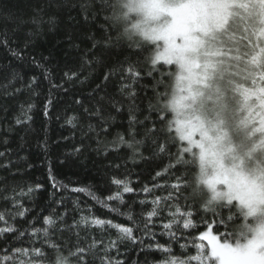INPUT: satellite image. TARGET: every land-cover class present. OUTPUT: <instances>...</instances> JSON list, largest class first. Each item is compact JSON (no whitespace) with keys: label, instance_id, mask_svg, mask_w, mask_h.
Returning <instances> with one entry per match:
<instances>
[{"label":"trees","instance_id":"trees-1","mask_svg":"<svg viewBox=\"0 0 264 264\" xmlns=\"http://www.w3.org/2000/svg\"><path fill=\"white\" fill-rule=\"evenodd\" d=\"M84 4L89 5L87 12L82 8ZM96 13H99L98 17ZM106 14L101 11L99 0H0V40L6 36L10 48L20 53L18 58L11 54L9 47L0 45V152L5 153L0 157V212L12 213L6 217L7 223L0 222V228L12 226L19 230L0 233V264H12L3 258L11 256L16 248H42L47 259L33 264H54L56 253L49 243L59 245L61 254L67 257L76 251L78 242L80 247L86 248L93 239L102 240L103 246L99 247L98 255L87 256L88 264H101L103 247H107L110 240L117 239L118 233L111 228L85 225L81 222L82 216L111 220L135 229V236L142 243L120 242L108 253L113 261L163 264L172 256L195 255L191 238L205 231L207 225L204 221L211 223L218 219L201 209L203 198L195 200L192 209L198 213L194 216L198 225L195 230L183 229V221H180L181 227L174 225L164 229L163 225L171 219L165 203L173 204V200L159 204L163 211L157 217L149 220L143 215L153 208L152 201L156 197H165L170 192L179 194V203L184 205L183 197L190 196L191 188L176 193L172 185L182 183L177 178L186 171L191 178L194 169H186L181 164L168 168L165 173L167 166L175 164L177 148L171 147L170 152L160 154L153 141L157 137L163 141L164 135L160 132L146 135L152 121L158 119L149 110L150 101L154 103L156 81L169 68L160 66L149 76V71L153 70L145 56L150 49L136 51L127 42L107 46V37H115L117 32L106 31ZM40 16L45 23L37 30L31 21ZM51 16L56 17L54 24L46 22ZM129 64L140 70V79L133 80L130 76L122 79ZM72 72L79 75L66 79L65 73ZM109 72L112 75L105 82V74ZM33 77L37 82L29 87ZM171 82L165 80L166 84ZM53 84L61 87H53ZM125 84L129 85L126 90ZM97 85L100 90L94 92ZM132 92L136 94L134 98L130 96ZM49 99L51 104L45 116V104ZM77 99L83 103L77 104ZM29 104L33 107L27 111ZM98 107L108 121L107 133L100 131L105 125L99 118L90 117L84 111L88 108L92 112ZM117 108L120 111H116ZM130 116H135V123H130ZM17 117L26 122L17 125ZM70 117L76 118L71 124L68 123ZM146 117L148 119L144 122ZM89 125L93 126V131H89ZM162 127L157 122L156 128ZM133 131L136 133L134 137L129 134ZM118 134H123L125 141L142 143H133V147L128 143L120 144ZM157 172L162 175L157 177ZM50 174L55 178L56 187H53ZM113 178L126 179L134 191L123 192L112 183ZM37 185L41 187L37 188ZM153 185L162 187L154 188ZM30 187L34 191L16 196L22 189L27 193ZM145 187L151 192H145ZM118 191L122 193L124 203L108 201L105 206L104 199ZM14 196L22 208H13ZM187 203L191 205L193 200L189 199ZM24 209H28L25 217L16 216ZM217 211L227 220V208ZM129 212L133 217L131 220L127 216ZM46 216L57 221L49 228L48 240L42 233L32 235L33 227L29 225L31 222L37 229L46 227ZM146 223L154 225L148 229L153 235H145ZM239 223V220L229 223L227 229L223 225L214 226L213 234L231 232ZM76 224L79 226H74ZM21 232L25 235L21 236ZM169 232L175 233L177 238L171 237ZM196 242L207 246V241ZM181 245L188 247L184 250ZM160 246L170 248L171 252H164ZM23 259L28 260L27 257ZM77 261L78 257H70L68 264H77Z\"/></svg>","mask_w":264,"mask_h":264},{"label":"snow or ice","instance_id":"snow-or-ice-1","mask_svg":"<svg viewBox=\"0 0 264 264\" xmlns=\"http://www.w3.org/2000/svg\"><path fill=\"white\" fill-rule=\"evenodd\" d=\"M88 7V4L82 5L86 12ZM99 7L101 11L107 12L104 17L106 31L117 32L115 37H107V46L127 42L136 51L150 49L145 56L153 70L149 71V76L160 66L169 68L156 81L154 103L150 101L149 110L158 119L152 121V127L147 129L146 135L157 132L164 135L163 141L159 137L153 141L160 154L170 152L171 147L177 148L175 164L167 166L165 173L168 168L181 164L186 169H194L191 178L186 171L177 178L182 183L172 185L176 193L191 188L190 196L183 197L184 205L179 203V194L170 192L165 197H156L152 201L153 208L143 215L151 220L163 211L158 207L161 202L173 200V204L165 203L171 219L163 225L164 229L174 225L181 227L180 221H183V229L195 230L198 225L194 216L198 213L192 209L195 200L203 198L201 209L218 217L211 223L204 221L207 225L205 231L191 238V246L196 249L195 255L172 256L163 264H264V0H99ZM46 22L54 24L56 17L51 16ZM31 23L39 30L45 21L40 16L33 17ZM0 45L9 47L13 56L20 57L19 52L10 48L6 36L0 40ZM27 46L26 43L25 48ZM78 75L77 72L65 73V78L71 80ZM111 75V72L105 74V82ZM129 76L133 80L140 79L141 72L129 64L122 79ZM166 79L172 82L166 84ZM36 82L33 77L29 87ZM52 86L61 87L55 84ZM128 87L124 85L125 90ZM99 90L100 85H97L94 92ZM135 95V92L130 93L133 98ZM75 102L83 103L80 99ZM50 104L49 99L45 104V116L48 115ZM32 107L29 104L27 111ZM84 111L90 117L99 118L105 125L100 131L108 132V121L103 118L101 108L92 112L85 108ZM75 119L70 117L68 123L71 124ZM15 122L20 125L26 120L17 117ZM157 122L163 127L157 129ZM130 123H135V116H130ZM93 130V126L89 125V131ZM129 134L133 137L136 135L134 131ZM117 139L120 144L128 143L129 147H133V143H142L125 141L123 134H118ZM4 155L0 152V157ZM161 175V172L156 173L157 177ZM50 179L53 180V187H56L55 178L51 174ZM112 183L122 188L123 192L134 191L126 179L113 178ZM32 191L34 189L31 187L27 193L22 189L16 196H24ZM144 191L150 193L151 189L145 187ZM4 199L8 200V197ZM13 199V208L23 207L15 196ZM189 199L193 200V204L187 203ZM115 200L124 203L121 192L106 197L103 203L107 206L108 201ZM140 203L144 204L145 201ZM223 208L229 211L227 220L220 217L217 211ZM27 211L24 209L17 212L16 216L23 218ZM8 216H12L10 211L0 212V222L7 223ZM127 216L129 220L133 218L130 212ZM58 219L62 220L63 217ZM236 220L240 223L233 231L213 234L214 226L223 225L227 229L228 224ZM56 222L52 216H46V227L42 229L35 228L29 222L33 227L31 234L38 236L42 233L48 240L49 228ZM81 222L102 229H115L118 233L117 239L110 240L109 245L103 247L101 264H126L122 260L113 261L108 253L124 240L133 244L142 243L132 227L98 217L82 216ZM74 226L78 227L79 224ZM151 226L154 225H144L145 235H153L148 232ZM16 231L19 230L12 226L0 228V233ZM168 234L177 238L173 232ZM20 235L24 236L25 233L21 232ZM77 237L79 241V233ZM197 240L207 241V246L197 243ZM48 246L56 253L54 264H68L70 257H78L77 264H88L87 256L98 255L103 241L93 239L86 248L80 247L78 242L76 251L70 252L67 257L61 254L59 245L49 243ZM160 247L166 253L171 252L170 248ZM187 247L181 245L184 250ZM3 259L5 262L12 261V264H33L46 260L47 256L42 248H16L12 250L11 256Z\"/></svg>","mask_w":264,"mask_h":264}]
</instances>
